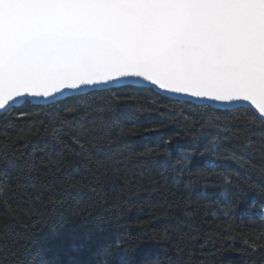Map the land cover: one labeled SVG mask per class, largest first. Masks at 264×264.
Returning <instances> with one entry per match:
<instances>
[{
    "label": "snow or ice",
    "instance_id": "1",
    "mask_svg": "<svg viewBox=\"0 0 264 264\" xmlns=\"http://www.w3.org/2000/svg\"><path fill=\"white\" fill-rule=\"evenodd\" d=\"M110 85H120L121 89H111ZM85 89L104 90L105 106L89 105L81 112L79 103L67 102L77 99L66 97L67 93ZM124 89L130 91L124 93ZM152 89L168 98L182 97L186 103L199 101L203 108L221 106L219 110L232 114L240 126L233 129L226 125L231 134L212 142L213 153L232 158L226 154L239 147L264 161V0H0V122L15 129L0 133V210L8 218L3 229L19 220L12 203L17 196L34 209L45 199L58 202L57 188L84 184L96 192L97 185L115 178L117 167L94 154L87 137L93 134L97 141H109L118 117L106 120L103 114L120 111L129 118L123 109L135 99L132 93ZM39 100L53 103H32ZM57 107L62 112L39 126L18 124L35 119L34 108ZM93 112L99 115L88 128L77 122ZM58 123L65 127L58 128ZM203 126L199 121L193 124ZM41 128L62 148L56 159L47 156L37 161L34 154L25 156L21 150ZM120 134L131 132L120 128ZM68 141L79 152L70 149ZM66 154L73 157L70 162H65ZM246 163L255 166L251 159ZM215 167L213 163L209 171ZM205 179L210 181L211 177ZM24 180L28 183L22 184ZM226 180L231 193L245 195L239 177ZM12 181L24 191L18 192ZM37 183L43 184L44 190L30 192ZM260 195L264 196V186ZM233 210L229 207L224 215L231 216ZM258 211L264 216V202ZM176 231L180 233L173 245L177 253L182 241L197 240L192 232ZM222 231L231 238L229 230ZM165 239L170 241V234ZM246 244V252L264 253V236ZM7 247L4 244L3 251ZM12 256L13 264H24L15 253ZM168 259L174 264L171 257ZM55 264L92 262L69 253ZM118 264L137 261L125 255Z\"/></svg>",
    "mask_w": 264,
    "mask_h": 264
},
{
    "label": "trees",
    "instance_id": "2",
    "mask_svg": "<svg viewBox=\"0 0 264 264\" xmlns=\"http://www.w3.org/2000/svg\"><path fill=\"white\" fill-rule=\"evenodd\" d=\"M132 94L135 99L123 109L129 118L120 111L103 114L106 120L118 117L109 141H97L93 134L87 137L91 141L89 149L109 165H115L118 175L97 185L96 192L84 184L57 188L58 202L49 203L45 199L34 209L17 196L12 203L19 220L11 222L7 230L2 223L8 218L0 210V264H13L12 253L24 264H55L69 253L83 255L92 264H118L125 255L134 257L137 264H155L157 260L169 264V257L174 264H264V253L245 251L246 242L250 244L264 236V216L258 211L264 202V196L260 195L264 161L239 147L226 154L232 158H224L223 153L217 156L212 151L213 141H222L231 134L225 126L234 129L240 126L239 121L220 108H203L194 102L168 98L156 94L155 89ZM106 96L102 89L92 90L69 96L77 99L67 102L79 103L83 112L89 105L105 106ZM32 111L35 119L19 121L20 127L39 126L41 121L47 122L61 113L62 108ZM97 115L90 113L77 122L88 128ZM197 121L204 126L193 127ZM57 127L65 126L58 123ZM256 127L260 129L259 125ZM120 128L131 134L121 135ZM13 131L0 122V133ZM169 138L172 143L165 145ZM68 147L79 152L71 141ZM21 150L25 156L34 154L39 161L47 156L56 159L62 148L41 128ZM139 153L145 155L140 157ZM64 159L70 162L73 157L66 154ZM249 159L255 166L246 163ZM213 163L216 167L210 172ZM209 176L210 181H206ZM228 177H239L245 185L244 196L237 197L229 191ZM12 184L18 192L24 191L15 181ZM43 190L41 183L29 189L36 193ZM172 192L176 195H171ZM229 207L234 209L232 215L225 216ZM176 229L197 235L196 241H182L179 253L173 246L180 235ZM224 229L231 232V238ZM168 234L170 241L165 239ZM4 244L7 251H3ZM4 256L8 259H3Z\"/></svg>",
    "mask_w": 264,
    "mask_h": 264
},
{
    "label": "water",
    "instance_id": "3",
    "mask_svg": "<svg viewBox=\"0 0 264 264\" xmlns=\"http://www.w3.org/2000/svg\"><path fill=\"white\" fill-rule=\"evenodd\" d=\"M124 83L125 84H128V85H135L134 82H132V81H125ZM119 86L120 85H110L109 88L110 87H119ZM144 86H147V85H144ZM92 90H100V89H85L82 93H86V92L92 91ZM82 93H67L66 94V97H69V96H72V95H77V94H82ZM161 94L166 95L165 93H161ZM64 98L65 97H60L58 99L61 100V99H64ZM172 98L184 100V98H182V97H172ZM191 102L200 104L199 101H195V100H192ZM32 103H34V104H48V103H52V101H42V100H39V101H33ZM212 106H214L216 108H221V106H219V105H212ZM235 107H239V106H235ZM243 107H249V106L248 105H244Z\"/></svg>",
    "mask_w": 264,
    "mask_h": 264
}]
</instances>
